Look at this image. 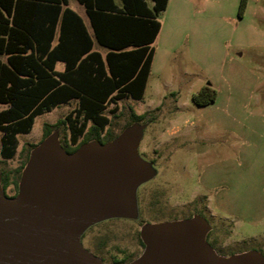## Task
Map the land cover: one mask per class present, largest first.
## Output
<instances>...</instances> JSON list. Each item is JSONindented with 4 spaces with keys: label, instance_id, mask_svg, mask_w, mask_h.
Here are the masks:
<instances>
[{
    "label": "rangeland",
    "instance_id": "1",
    "mask_svg": "<svg viewBox=\"0 0 264 264\" xmlns=\"http://www.w3.org/2000/svg\"><path fill=\"white\" fill-rule=\"evenodd\" d=\"M68 1L79 10L76 0ZM239 4L170 0L158 18L162 30L143 99H122L105 110L107 133H138L144 177L133 186L128 215L101 218L78 236L103 264L139 258L147 225L187 219L206 223L205 242L217 255L254 251L264 258V0H247L241 13ZM204 86L216 98L198 106L192 97ZM74 106L36 117L31 132L17 136L14 157L0 156V170L14 178L42 142L43 126L63 120ZM131 112L146 118L133 123ZM49 138H68L66 125Z\"/></svg>",
    "mask_w": 264,
    "mask_h": 264
},
{
    "label": "trees",
    "instance_id": "2",
    "mask_svg": "<svg viewBox=\"0 0 264 264\" xmlns=\"http://www.w3.org/2000/svg\"><path fill=\"white\" fill-rule=\"evenodd\" d=\"M119 1L120 6L115 0H78L86 10L90 35L81 18L68 7V0H0L2 158L14 157L17 136L29 134L36 117L71 100L77 106L63 120L45 124L43 140L62 124L67 127L68 138L59 143L67 153L87 143L105 144L121 136L106 132L110 121L104 112L111 104L117 108L122 99H143L154 55L151 44L160 31L158 18L168 0H151L152 8L146 0ZM246 4L247 0H240V13ZM56 35L58 41L53 47ZM83 39L87 43L76 46ZM94 42L108 49L104 58L93 50ZM57 62L64 64L63 71L55 70ZM215 98L216 91L210 86L192 97L198 106ZM145 118V114L131 112L133 123ZM36 146L27 152L14 178L0 170L4 193L10 185L18 191L22 171ZM205 239L209 240V233ZM139 244L145 248L141 237ZM126 261L124 257L116 262Z\"/></svg>",
    "mask_w": 264,
    "mask_h": 264
},
{
    "label": "water",
    "instance_id": "3",
    "mask_svg": "<svg viewBox=\"0 0 264 264\" xmlns=\"http://www.w3.org/2000/svg\"><path fill=\"white\" fill-rule=\"evenodd\" d=\"M136 132L73 153L46 138L31 153L14 197L0 188V264H103L78 241L90 223L128 215L132 189L144 177ZM200 219L142 229V255L128 264H264L254 251L225 258L205 242Z\"/></svg>",
    "mask_w": 264,
    "mask_h": 264
},
{
    "label": "crops",
    "instance_id": "4",
    "mask_svg": "<svg viewBox=\"0 0 264 264\" xmlns=\"http://www.w3.org/2000/svg\"><path fill=\"white\" fill-rule=\"evenodd\" d=\"M76 1H77L78 5L80 6V7H79V10H74V9L70 8V7H69V1H68V7H69L71 10H73V11H74V12H75V13L81 18V20H82V22H83V24H84V26H85L87 32H88L90 35H92V29H91V27H90V22H89V19H88L87 14H86V10H85L84 6L78 2V0H76ZM115 2H116L119 6L121 5V3H120L119 0H115ZM146 2H147V4H148V7H149V8H152V6H153V2L151 1V3H150V2H148V0H146ZM169 3H170V0H168V2H167L166 9H167V7L169 6ZM166 9H165V10H166ZM159 21H160V20H159ZM160 24H161V22H160ZM161 30H162V24H161V28H160V31H159L158 35L156 36L154 42L151 44V46L154 48V55H153L152 64H153L154 57H155V53H156V50H155V47H154V43H155L157 37L159 36ZM57 39H58V38H57V35H56L55 38H54V40H53V42H52V46H53V47L57 44V41H58ZM74 39H75V38H74ZM69 42H70V43H73L74 40L71 39ZM75 42H76V41H75ZM86 43H87V41H86L85 39H83L82 42L77 41L75 44H76V46L79 47L80 44H86ZM93 50L99 52V53L101 54L102 58H104L105 55H106V53L108 52V49H107V48H105V47H103V46H100L99 44H97V42H94ZM152 64H151V67H152ZM55 70L58 71V72L63 71V70H64V64H63L62 62H57V63L55 64ZM150 72H151V70H150ZM72 102H75V106H74V107H76V106H77V102H76L75 100H71V101L68 102L67 104H61V105H70ZM59 106H60V105H59ZM57 107H58V106H57ZM55 108H56V107H55ZM55 108H54V109H55ZM50 112H51V111H50Z\"/></svg>",
    "mask_w": 264,
    "mask_h": 264
},
{
    "label": "flooded vegetation",
    "instance_id": "5",
    "mask_svg": "<svg viewBox=\"0 0 264 264\" xmlns=\"http://www.w3.org/2000/svg\"><path fill=\"white\" fill-rule=\"evenodd\" d=\"M2 189V188H1ZM3 191V190H2ZM4 192V191H3ZM18 191H13L12 193H7V190L6 192L4 193L7 197H14L16 196Z\"/></svg>",
    "mask_w": 264,
    "mask_h": 264
}]
</instances>
